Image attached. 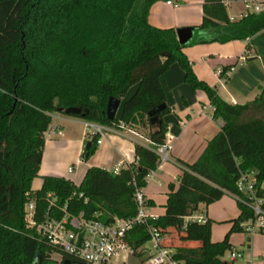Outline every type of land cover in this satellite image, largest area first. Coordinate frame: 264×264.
<instances>
[{
    "label": "trees",
    "instance_id": "1",
    "mask_svg": "<svg viewBox=\"0 0 264 264\" xmlns=\"http://www.w3.org/2000/svg\"><path fill=\"white\" fill-rule=\"evenodd\" d=\"M155 1L0 0V264H47L51 258L53 249L25 224L29 198L36 202L38 219L46 213L59 217L64 211L104 221L136 213L132 181L145 186L146 173L158 163L155 146L164 142L163 115L171 110L161 77L175 61L185 82L208 96L212 117H221L224 123L195 160L178 159L181 172L167 184L165 210L149 222L162 234L173 229L178 239L200 241L173 246L185 264H232L221 258L233 248L231 232L244 231L242 222L257 217L251 198L236 186L241 173L253 172L264 214V86L250 100L228 102L214 85L197 76L184 51L188 44L252 36L264 28V10L231 19L223 0H204L201 21L192 26L194 36L181 43L177 28L149 22ZM234 63L222 66L220 75ZM132 85L135 89L125 97ZM111 95L123 103L119 115L109 119L105 108ZM162 102L165 106L152 120L148 111ZM72 105L84 110L72 115L100 124L155 123L148 132L154 145L135 142L138 161L118 172L91 165L79 183L44 174L40 187L32 189L52 113H65ZM96 136L88 140L81 159L94 152ZM226 192L235 194L239 211L227 219L230 227L223 237L212 240V219L199 222L185 217L200 202L209 204ZM148 238L144 224L135 225L127 236L136 255L144 253L142 245ZM63 257L70 258L64 253Z\"/></svg>",
    "mask_w": 264,
    "mask_h": 264
},
{
    "label": "crops",
    "instance_id": "2",
    "mask_svg": "<svg viewBox=\"0 0 264 264\" xmlns=\"http://www.w3.org/2000/svg\"><path fill=\"white\" fill-rule=\"evenodd\" d=\"M172 1L178 4L175 6L166 0L153 2L148 13L149 22L159 27L173 26L178 28L192 27L201 21L204 0ZM232 3L234 2L231 1L227 4L226 8ZM228 15L231 19L237 18L230 13ZM184 51L191 60L197 76L214 85L220 96L228 102L242 103L250 100L259 93L260 86H264V28L246 39L188 44L184 47ZM242 54L244 59H239ZM232 63H234L231 66L233 68L227 73V70L230 69L228 68L225 75L221 76L222 66ZM161 82L165 90L166 103L171 108L169 112L163 115V119L167 123V132L172 135V138L168 139L171 147L168 159L158 160L148 181L165 187L164 193L167 197L168 182L176 181L181 172L178 159L188 162L195 160L202 153L207 141L220 129L224 120L221 117H212V106L208 96L204 91L193 89L185 82L184 71L178 62L175 61L170 64L163 73ZM59 118L60 120L55 123L51 120L48 128L44 131V148L38 174L32 179V189L40 187L41 176L44 174L63 176L79 183L88 166L99 165L112 170L120 161L122 167H126L132 162L136 163L134 143L141 140L138 135L128 129L121 128L119 124L105 125L107 127L105 134L103 136L97 134L96 136L97 138L100 137L101 141L96 142L94 152L86 159L76 156V165H82L84 169L81 178L75 181L67 172L71 173L78 167L68 165L66 167L67 172H63L58 168L59 162H53V156L60 148L66 150L70 145L75 146L77 155H80L85 147L84 142L87 134L91 136L93 134L88 131L85 124L88 120H86L81 136L79 138L72 137L64 131L63 122H70L73 119L63 116ZM51 126L55 127L54 131L49 129ZM48 146L51 148L50 151L47 150ZM68 167H73L72 171H68ZM36 178H38L37 185L33 183ZM147 182L143 186V191L150 203L148 209L154 215H159L165 210L166 199L160 208L156 206L154 185L147 187ZM238 211L235 194L226 192L219 199L209 204L200 202L194 213L204 214L206 218L212 219L211 238L212 240H219L230 227V222L227 219L236 216ZM259 228L251 231V234L247 236V242H245L246 251L250 255V264H263L264 262V259L256 261L253 257L255 255L264 256V225L261 226V230ZM242 232H231L230 234L233 249L241 253L244 250L236 246L244 243L243 237L236 240V236ZM164 238L169 241L171 247L176 244L189 246L200 243L198 240L178 239L173 229L169 233H165Z\"/></svg>",
    "mask_w": 264,
    "mask_h": 264
},
{
    "label": "built area",
    "instance_id": "3",
    "mask_svg": "<svg viewBox=\"0 0 264 264\" xmlns=\"http://www.w3.org/2000/svg\"><path fill=\"white\" fill-rule=\"evenodd\" d=\"M166 1L173 3L175 6L178 4L172 0ZM231 1L243 5L240 16L264 10V0H223L225 5ZM240 58L244 59V55H240ZM232 68L230 67L227 73ZM85 124L92 134L103 136L107 130L105 124L98 122L87 121ZM118 124L121 128L128 129L138 135L141 139L138 142L148 146L154 145L148 135L127 126L123 121ZM49 129L54 131L55 127L51 126ZM170 138H172V135L166 132L164 142L155 146L159 161L166 160L169 157L171 144L168 143V139ZM100 141L101 138H97L96 142ZM138 159L139 157L136 156L135 161L137 162ZM127 166H130V164ZM121 168L122 162L120 161L112 168V171L118 172ZM72 169L73 167H68V171H72ZM152 170L146 173L144 178L146 182L151 178ZM132 183L135 184L133 198L137 204V211L132 216L113 215L109 221H104L97 217H86L83 212L70 214L64 211L59 217L46 213L38 219L36 217V202L33 198H29L24 205L23 218L25 224L33 230V233L41 241H44L53 249L52 253L58 255V257L53 258L57 260L58 264L64 258L63 253L70 256L72 261H82L84 264H129L130 257L136 254L127 236L129 231L137 224H144L149 232V238L142 245L145 253L140 260L142 264H185L183 259L175 256L174 248L164 243V234L156 225L149 222L151 218L158 215H154L149 211L143 186L136 185L134 180ZM236 186L242 193L251 198L250 205L257 217L254 220L242 222V226L245 230L254 231L264 225V214L260 208L262 197L256 195L257 188L255 187L253 172L241 173L236 180ZM48 195H51V193H48ZM185 219L204 222L206 217L204 214L192 212L186 215ZM229 250L231 260L242 255L240 251L233 248Z\"/></svg>",
    "mask_w": 264,
    "mask_h": 264
},
{
    "label": "rangeland",
    "instance_id": "4",
    "mask_svg": "<svg viewBox=\"0 0 264 264\" xmlns=\"http://www.w3.org/2000/svg\"><path fill=\"white\" fill-rule=\"evenodd\" d=\"M228 13L235 15L237 18L240 16V11L243 10V5L239 2H234L232 4H230L227 8ZM135 89V85H132L129 89L128 92L126 94L125 97L129 96L133 90ZM124 97V98H125ZM122 103H123V99L120 100V104L118 106V109L116 111V115H119L121 107H122ZM60 116L63 117H70L71 119H73V121H65L63 122V129L66 133H68L70 136L75 137V138H79L82 134V131L84 130V122L86 121V119L76 116V115H72V114H66V113H61L58 111L53 112V116H52V122H58L60 120ZM152 125H155L152 124ZM152 125H138V124H131V123H127V126L137 130L138 132L144 134V135H148L149 130L153 127ZM59 136V135H57ZM55 136V137H57ZM60 137V136H59ZM92 138L91 135L87 134V138L84 142V146L86 145V142L88 140H90ZM50 147H47V150L50 151ZM62 148H60V150H58V152H55L54 156H53V162L58 161L59 162V169L63 172H67L66 167L68 165H71L74 167H78L77 170L69 173L67 172V174H69L70 177H73L75 179V181L79 180L81 178V174L83 172L84 167H82V165H76V156L81 157V155H77V149L75 146L70 145L69 148L67 147L66 150H61ZM44 168V167H42ZM38 182V178H36L34 180V184L37 185ZM154 185V190H155V196H154V200H155V205L158 206L159 208L161 207V204L165 201L166 197H165V187H161L158 186L156 184H154L151 181L147 182V187ZM149 189V188H148ZM237 232H241V231H237ZM251 234V231L248 230H244L242 233L237 234L236 236V240H239L240 237H243V244L242 245H237L236 247L239 249H243L244 252L242 253L241 256H238L236 258H234L233 260H231L229 258V249L225 251V253L222 255V260L224 262L227 263H232V264H250V255H248L247 253V245L245 242H247V236ZM145 255V253H143L142 255H133L130 257L129 259V264H137L138 262H140V260L143 258V256ZM58 257V255L52 253V258H56ZM254 260L258 261L259 259H264V256L262 255H255L253 256ZM264 264V262H263Z\"/></svg>",
    "mask_w": 264,
    "mask_h": 264
},
{
    "label": "water",
    "instance_id": "5",
    "mask_svg": "<svg viewBox=\"0 0 264 264\" xmlns=\"http://www.w3.org/2000/svg\"><path fill=\"white\" fill-rule=\"evenodd\" d=\"M177 37L181 43H187L190 41V39L194 36L195 30L191 26H183L178 27L176 29ZM120 104V98L114 95L109 96L106 103L105 113L107 118L112 119L116 115V111L118 109V106ZM165 106V103H159L153 106L149 111L148 114L153 116L152 120H155L156 117L154 116L157 114L163 107ZM64 112L66 114H84V110L80 106H68L64 109ZM89 141H87L86 145H88ZM47 264H58L56 259L50 258L47 261ZM60 264H84V262H74L69 257H64Z\"/></svg>",
    "mask_w": 264,
    "mask_h": 264
}]
</instances>
